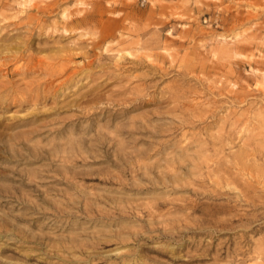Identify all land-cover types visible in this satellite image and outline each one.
<instances>
[{"label": "rangeland", "instance_id": "374dc122", "mask_svg": "<svg viewBox=\"0 0 264 264\" xmlns=\"http://www.w3.org/2000/svg\"><path fill=\"white\" fill-rule=\"evenodd\" d=\"M0 264H264V0H0Z\"/></svg>", "mask_w": 264, "mask_h": 264}]
</instances>
